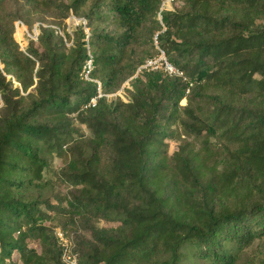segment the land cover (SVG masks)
I'll return each mask as SVG.
<instances>
[{
  "label": "trees",
  "instance_id": "obj_1",
  "mask_svg": "<svg viewBox=\"0 0 264 264\" xmlns=\"http://www.w3.org/2000/svg\"><path fill=\"white\" fill-rule=\"evenodd\" d=\"M163 1L0 0V264H264V0Z\"/></svg>",
  "mask_w": 264,
  "mask_h": 264
},
{
  "label": "rangeland",
  "instance_id": "obj_2",
  "mask_svg": "<svg viewBox=\"0 0 264 264\" xmlns=\"http://www.w3.org/2000/svg\"><path fill=\"white\" fill-rule=\"evenodd\" d=\"M163 6L164 7H168V8H172L173 7V0H164L163 1ZM159 17H161V14L159 15ZM38 20V19H37ZM35 20L33 22V25L30 26L29 23H25L23 21V23H20L19 25H17V21H20V20H17L16 21V30H15V36L17 37V39L20 41V44L24 47L26 46L30 40L32 38H36L37 37V25L40 23V21H37ZM22 22V21H21ZM67 22H68V26H67V29L73 33V27L78 25L79 22H86V19L85 17L83 16H76L74 14H72L71 16L68 17L67 19ZM155 44H157V38H156V35H155ZM72 43V40H67V44L70 45ZM157 48L159 49V52L156 53L155 55L153 56H150L148 58H151V59H154L156 61L159 60V58L161 57V50L159 48L158 45H156ZM147 58V59H148ZM160 62V61H159ZM3 66V65H2ZM161 69H163V67H160ZM118 94H121L124 96V93L122 92V89H119L117 90L116 92H109L108 93V97L112 98ZM181 103L182 104H186L187 103V99L186 98H183L181 100ZM0 106H1V103H0ZM76 124L82 129V131H84L85 133L88 132V128L84 125V124H81L79 122H76ZM179 143V141L177 139H173V140H170V149L171 150H174L176 147V145ZM52 165L54 167H60L62 164H63V161H62V158L60 156H54L52 158ZM48 177H50V180L51 181H48V184L47 186L45 187V193L47 196L49 197H52L60 192H66L67 188H66V185H62L60 184V182L58 180H56V176L53 175L52 173L50 172H47L46 173Z\"/></svg>",
  "mask_w": 264,
  "mask_h": 264
},
{
  "label": "built area",
  "instance_id": "obj_3",
  "mask_svg": "<svg viewBox=\"0 0 264 264\" xmlns=\"http://www.w3.org/2000/svg\"><path fill=\"white\" fill-rule=\"evenodd\" d=\"M20 23H23L21 21H17V25ZM157 38V36H156ZM161 57L158 61L148 58L145 60L144 63H142L138 71H140L141 68H152V69H158L160 67H163V70L166 71L170 75H183V71L180 70L175 64H173L168 58L166 53L163 49H161ZM160 61V62H159ZM92 59H89L87 61V64L84 67V77L87 79L98 81V92L97 94L93 95L89 102L85 106H91L95 105L98 101V99L105 95V93L102 90L101 83L99 80L90 77L89 73L92 68ZM138 73V72H137ZM192 84V83H191ZM189 91V89L187 90ZM57 237L59 240V243L61 245V258L64 264H80L78 255L75 253L73 248V242L69 236H67L62 230L57 231Z\"/></svg>",
  "mask_w": 264,
  "mask_h": 264
}]
</instances>
